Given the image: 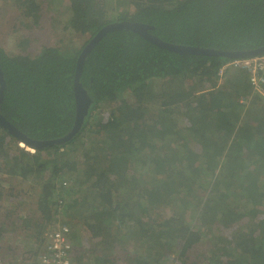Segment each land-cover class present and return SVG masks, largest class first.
Returning a JSON list of instances; mask_svg holds the SVG:
<instances>
[{"label":"trees","instance_id":"trees-1","mask_svg":"<svg viewBox=\"0 0 264 264\" xmlns=\"http://www.w3.org/2000/svg\"><path fill=\"white\" fill-rule=\"evenodd\" d=\"M12 2L39 25L41 1ZM63 2L67 29L88 37L85 46L107 25L131 22L176 45L264 47V0ZM83 48L45 46L30 55L28 47L11 54L0 46V113L28 138L59 140L72 131ZM238 59L178 55L132 31L108 33L83 65L79 82L92 102L75 137L30 153L0 126V176L39 188L38 219L9 213L0 235L17 221L40 234L63 212L74 264H264V95L240 69L218 76ZM4 184L0 178V203ZM206 235L218 240L214 251L194 259ZM44 242L46 235L30 256Z\"/></svg>","mask_w":264,"mask_h":264},{"label":"rangeland","instance_id":"rangeland-1","mask_svg":"<svg viewBox=\"0 0 264 264\" xmlns=\"http://www.w3.org/2000/svg\"><path fill=\"white\" fill-rule=\"evenodd\" d=\"M39 1L42 2L44 14L41 17L39 25L36 26L32 22L22 19V16L18 10H16L12 0H0V46L11 54L22 53V48L25 47V50H27L28 47L29 52L26 53L30 55L37 54L40 49L45 46L57 47L63 50L75 49L77 51L85 47L88 37L74 34L67 29L71 14L63 0ZM28 41L30 42V46H27L26 42ZM21 44L24 47L21 46ZM242 101L244 104V101L247 100L242 99ZM152 109L153 112L156 111L155 106L152 107ZM18 146L24 148L25 151L35 153V149H31L25 145L22 146L19 143ZM79 156L80 153L78 152L74 158L78 160ZM0 178L5 181L4 185L6 190L5 199L0 203V219L9 215V213H13V217H17L21 220L26 218L37 220L38 214H36L34 210L36 208V201L39 197V188L36 184L24 182L8 175H2ZM179 199L180 198H178V201H180ZM184 199L186 205H190V201L186 198ZM59 203H61V201H59ZM178 204L182 206L181 203L178 202ZM185 210L192 212L191 215L194 213L196 214L194 209L185 208ZM66 216L63 212L56 213L51 226L48 227L47 225L48 228L40 234H38V232L43 230L35 229L34 227V230L32 228L24 229L20 221H17L16 224H9L3 234L0 235V255L13 264H34L35 259L30 256L34 251L31 249H35L38 242L46 235L47 230L51 231L53 228L57 229L61 226L71 230L70 225L65 224V222L68 221ZM34 224H36V222ZM216 229L221 230V227L217 226ZM226 233L229 234V232ZM214 237V235H206L204 237V241L193 253L194 259L202 260L203 256L211 255V251H214V246L218 241L214 239ZM43 244L45 245L46 242ZM44 245L42 247H44ZM26 250H28V252ZM24 254L27 256L25 257L27 259L24 258V260H28V263L21 261ZM89 256L90 255H87V257ZM172 256L175 257V255ZM91 263H93V259H91Z\"/></svg>","mask_w":264,"mask_h":264},{"label":"water","instance_id":"water-1","mask_svg":"<svg viewBox=\"0 0 264 264\" xmlns=\"http://www.w3.org/2000/svg\"><path fill=\"white\" fill-rule=\"evenodd\" d=\"M119 30H128L132 31L136 34H139L146 40L150 41L152 44L168 50L174 54L178 55H195V56H207V57H227V58H249L255 57L264 54V47L259 48L253 51L240 52V53H231L225 52L221 50L214 49H204L200 47H192V46H182L171 43H166L159 38L153 36L149 33L150 30H153V27L147 26L140 23H131V22H120L107 25L102 30H100L96 36L83 48L76 67V75L74 79V93H75V102H76V119L75 124L72 131L64 138L59 140L52 141H34L20 132L13 124H11L1 113H0V126L7 130L13 137L17 140L21 141L25 146L31 149H43L46 147H50L53 145H61L65 142L70 141L73 137H75L79 131L82 129L85 118L88 114L91 98L88 96L87 91L82 87L79 82L83 65L90 51L96 46L108 33ZM5 81L4 74L0 67V104L3 99V93L5 90Z\"/></svg>","mask_w":264,"mask_h":264},{"label":"built area","instance_id":"built-area-1","mask_svg":"<svg viewBox=\"0 0 264 264\" xmlns=\"http://www.w3.org/2000/svg\"><path fill=\"white\" fill-rule=\"evenodd\" d=\"M231 68L244 71L253 93L264 95V54L227 63L219 71V78ZM70 233L71 230L64 226L47 232L46 244L42 247L39 256L33 257L34 264H73ZM0 264H12V262L0 255Z\"/></svg>","mask_w":264,"mask_h":264},{"label":"crops","instance_id":"crops-1","mask_svg":"<svg viewBox=\"0 0 264 264\" xmlns=\"http://www.w3.org/2000/svg\"><path fill=\"white\" fill-rule=\"evenodd\" d=\"M26 253V252H25ZM27 257L26 254H24V256L22 257L21 261L22 262H25V263H28L27 261L24 260V258Z\"/></svg>","mask_w":264,"mask_h":264},{"label":"bare ground","instance_id":"bare-ground-1","mask_svg":"<svg viewBox=\"0 0 264 264\" xmlns=\"http://www.w3.org/2000/svg\"><path fill=\"white\" fill-rule=\"evenodd\" d=\"M30 150V149H29Z\"/></svg>","mask_w":264,"mask_h":264}]
</instances>
